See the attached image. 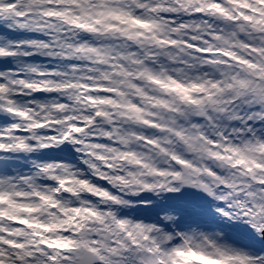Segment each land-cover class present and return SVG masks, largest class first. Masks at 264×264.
Instances as JSON below:
<instances>
[{
	"label": "snow or ice",
	"instance_id": "snow-or-ice-1",
	"mask_svg": "<svg viewBox=\"0 0 264 264\" xmlns=\"http://www.w3.org/2000/svg\"><path fill=\"white\" fill-rule=\"evenodd\" d=\"M0 264H264V0H0Z\"/></svg>",
	"mask_w": 264,
	"mask_h": 264
}]
</instances>
